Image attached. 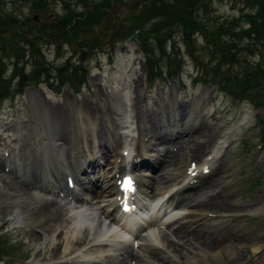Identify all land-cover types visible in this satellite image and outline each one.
Segmentation results:
<instances>
[{"label": "rangeland", "instance_id": "1", "mask_svg": "<svg viewBox=\"0 0 264 264\" xmlns=\"http://www.w3.org/2000/svg\"><path fill=\"white\" fill-rule=\"evenodd\" d=\"M82 1L0 0V61L5 62L7 66H11L15 58H9V56H14V49L21 48L16 53L23 55L22 63L26 72L34 70L37 54H41L40 56L51 66L63 65L69 59L72 63L82 62L90 72L88 84L82 88L78 95H74L67 85L60 88V90H56L55 87L49 89L48 86L41 84L36 87L32 85L26 88L23 94H16L14 97L3 101L0 105V183L3 181L9 185L11 180L8 176H12L4 165L8 163L7 160L9 156L11 157L13 150H16L19 146L21 151L24 148H29L28 152L31 154L29 156L30 164L35 167L41 164L44 165L40 154V146H37L34 142H38L39 136L37 138V135L41 133L40 129L46 132L49 126L55 128L58 123H62V120L59 121V117L62 119V115L66 116L69 111L68 98L82 105L83 110L81 111H84V115H89L88 112L94 110L95 116L102 125L96 129L97 136H100L104 135L106 131L105 111L110 109L111 102H123L122 96L125 85H129V97L130 99L133 98L130 104L132 106L137 101L141 108L140 115L144 116L145 120H153L150 129L160 134L177 129L173 128V125H168L166 131H164L165 127H159L161 120L158 119L159 115L166 111L165 102L163 101L171 100L172 103V95L171 97L168 96V93L171 94L172 82L170 81L167 84L168 86L164 88L162 95L158 93V85L151 90L145 81V72L142 69L143 55L137 51L139 43L133 40V42L128 43L123 39L127 38L128 28L133 26L137 20L142 31L147 32V38L155 39L164 32V30L157 31L160 28V18L152 15L153 4L151 3L156 0H109V6L102 3L104 0ZM164 1L171 3L174 0ZM197 1L191 0L189 5L186 6L192 12V18L203 25L210 26V29L213 30L220 25L232 28L235 24L234 21H239L240 25H245V15L254 12V7L251 4L256 0ZM98 4L100 7H97ZM145 6L149 7V9L147 8L149 11L148 16H144L143 7ZM95 7L96 9H94ZM183 8L184 6L181 9L182 11ZM75 14L77 15L75 16ZM131 16H133L132 19ZM137 16L139 18L135 19L134 17ZM90 18L95 21V24L91 23ZM64 21H66L65 25L62 24ZM229 21L233 22L229 23ZM54 22L60 23V27L62 30L64 28L65 34L57 33L56 29H51L50 26H53L51 24ZM81 23L84 24L81 26ZM120 26L123 29L120 30ZM177 27L179 29L173 30L169 43L175 45V49L183 61L181 78L185 85L181 88L178 83L180 89L176 94L178 103L175 104L173 111L188 114V116L184 115V118H191L193 124H196L197 127L199 125L201 128L205 127L202 131L198 132L200 128L194 133H190L193 136L191 137L193 139L192 146L197 147L199 143L206 141H209L207 142L209 144L212 140L220 137L226 139L227 144L222 150L219 160L217 159V163L221 164V172L230 171V175L233 177L232 199H235L239 209H243L242 212L227 213L225 215L214 211L210 212L212 220L224 217V225L230 232L228 235L232 239L228 235H226L228 237L227 241L220 239L219 236L216 237L219 240L216 238L211 239L213 249L211 248V255L206 259L212 264H235L251 254L252 249L247 246L249 240L262 238L264 241V212H255L254 215H250L247 212L253 211H248V208L245 209V207H257L264 201V101L261 102L264 94L260 93L262 89L247 92L237 87L239 99H236V97L219 93V90L214 87L205 86L206 83H193L195 76L200 78V75L207 71L206 69H209V73L211 70L212 73H219L220 69L216 63L223 64V60L220 54L216 56L218 61L212 62L211 58L209 59L208 54L205 53L203 35L200 33L192 38L193 44L189 48L183 41L180 24H177ZM216 34L218 33L216 32ZM68 38L69 40H67ZM118 39L121 41H118ZM6 43L7 46H5ZM242 59H248L251 65L250 70L258 69L255 64L256 62L264 64V49L259 50V48H256L252 55H244L241 57V61H243ZM237 64L238 62L233 66L224 65L223 68L224 71L228 72L227 76H229L231 88L236 87L235 85L239 80L237 75L243 67ZM8 69V73H10L11 68ZM127 76L129 78L125 79ZM198 80L200 79L195 81ZM205 90L207 93L202 96ZM28 93L36 96L39 104L47 113H43L42 117L46 122L48 121V124L43 127L39 123V130L36 128V120L34 122L35 117L31 116L27 110ZM191 104H193L192 107H190ZM190 113H192V116L189 115ZM150 114L151 116H149ZM192 117H195V119ZM139 119L137 120L139 121ZM38 121H42L41 117L38 118ZM74 121L77 125H81L80 119L75 117ZM183 122L181 121V123ZM239 122L240 124L237 125ZM181 123L178 124V128H181ZM83 125L86 127L84 119ZM59 126H57L58 129ZM156 126L159 128H156ZM197 133L198 135H196ZM87 137L89 138L90 134ZM191 145L188 148H191ZM114 153L116 154V152ZM156 158L159 159V155ZM181 159L180 156L176 155L173 160L180 162L179 167L185 168L187 165L186 155L182 154ZM103 172L102 176L104 175ZM159 174L161 175L162 172ZM216 176L218 174H215ZM20 186L24 187L25 184ZM217 198L221 199V197ZM29 203L31 206L36 207L34 212L45 209L46 215L50 219L52 218L53 224L57 225L59 229L64 227V222L56 219V209L61 210L64 214L63 205L60 202L45 206L46 208L43 206L44 201L40 202L32 199L29 200ZM40 205L41 207H39ZM11 206L8 203L0 202V252L2 247L7 248L5 251L3 250L5 254L1 255L0 253V264L37 263V260L41 261V257L43 258L44 252L40 249H37L36 252V248L29 245L27 236L31 232L36 236L40 233L30 226L21 225L22 227H19V225L14 224L15 214ZM225 211L227 212V210L223 212ZM218 212H220L219 209ZM239 213L240 215H238ZM65 217L64 215L63 218ZM22 228H24L23 233L21 232ZM176 237L181 238L180 236ZM237 244L241 245L237 246ZM175 245L180 246V243L175 241ZM232 245L235 246L236 251H234V257H229L225 250ZM203 253L206 252L203 251ZM214 254H219L221 259L216 260L217 262L213 260L211 256ZM35 255H37L36 258ZM125 257L126 255H113L103 258L99 263L114 264L115 262V264H118V261ZM129 261L128 259L127 262ZM202 262L201 264H205V261ZM251 262L264 264V253L257 254ZM129 263L132 264V261Z\"/></svg>", "mask_w": 264, "mask_h": 264}, {"label": "bare ground", "instance_id": "2", "mask_svg": "<svg viewBox=\"0 0 264 264\" xmlns=\"http://www.w3.org/2000/svg\"><path fill=\"white\" fill-rule=\"evenodd\" d=\"M127 78L129 77L127 76ZM129 89V85H125L122 96L123 102H111L112 105L110 109L105 111L104 120L107 127L106 129L113 132L109 140L103 137L98 138L95 130L102 125L95 116L94 110L88 112L89 115L85 118L88 131L91 134V139H87L83 122H80L81 125H77L74 121L75 117L81 121L84 114V111H81L83 110L81 108L82 105L70 98H68L70 107L68 113H66L67 115H62V119L59 117V121L62 120V123H58V125L61 126V128L58 129L59 131L56 129L52 131L54 130L53 127L49 126L45 132V130L40 129L38 125L40 123L45 127L48 124V121L46 122L42 117L43 113H47L39 104L36 96L34 94L30 95V110L31 113L35 115L37 123L36 128L41 131L38 135L40 139V154L42 155L44 165H40L41 168H37L29 163V156H31V154L28 152V147L22 149V151L20 146L16 150H13L6 164L10 166L9 174L13 177L8 176L11 180L9 185L1 181L0 202L12 205L11 207H13V213L15 214V217L13 216L15 218L14 224L19 225V227H22L21 225L30 226L37 229V232L39 231L40 234L38 236L32 234V232L27 236L29 245L36 248V252L38 251L37 249L43 250L44 252L41 261L37 260V263L33 264H100L99 262L103 258H107L106 256L114 254L112 253L113 251L108 250L109 248H118L122 244L126 245V247L121 250H129L126 251L127 256L119 260L118 264H128L130 261L135 264H201L196 257L192 256L193 253L200 254L202 256L201 261H203V258H206V255L213 247L210 240L214 239L211 238L210 234L215 228L220 227L218 226L219 223L223 222L210 221L207 218V211H205V208L222 210L220 212L227 210L228 213L233 214L235 212H242L243 209L238 208L235 199H232L233 196L230 195L229 184L232 182L230 171L223 172V174L215 180V186L211 185V183L206 189L205 194H207L209 189L211 194H209V197H203L201 202L197 204L198 206H203V208L198 206L191 208L192 203L189 202L185 204L184 208L179 207L183 200H180L181 195L177 196V191L186 186L190 179H199L193 186V188L196 189L197 184L204 181L201 177L206 178L205 176L210 175L214 166L209 167L207 165L210 161L216 160L219 156L221 149L226 144V139L224 137H221L213 145H210L212 141L209 144L207 142H201L202 151L205 153L210 149L208 152L210 156H206L205 159L202 158L200 161H198V153L201 149L199 147H191L192 151L189 152V157L191 158V162L196 158L197 166L193 168L194 172H198L196 177L191 178L190 176H185V171L179 167L165 168V170H163L165 171L164 174L159 176L157 180L148 177L144 178L139 173H132L134 176V186L138 187L137 193H132V185L124 189L126 179L122 177L116 178V176H121L129 172L127 170L123 171L119 167L121 165H126L129 158L133 161L138 157L135 155L139 154L141 144L144 148L148 147L143 142L144 136H142V127L137 120L140 118L142 121L139 112L141 108L137 101L131 106L130 101L133 98L130 99L129 97ZM84 107L89 108L86 106ZM172 116L175 117L173 128L180 130L176 131L173 129L167 132L165 127L164 131H166V133H164V135H162V133L159 134L160 136L151 134L150 138H155L156 142H159V140L160 142H164V140H166L171 143L177 137H183V135H181L182 133H187L186 135H188L191 133V130L197 127L196 124H193L191 118H184L183 114L175 113ZM40 117L42 121H38ZM150 121H147L148 126L152 123ZM181 121L184 122L181 123ZM180 123L181 128H178V124ZM49 129L50 131H48ZM135 131H137L136 137L134 135ZM168 133L176 135L169 136ZM146 136L149 135L146 134ZM112 139L113 141H110ZM135 140L138 142L137 147L135 149L130 148L128 143L134 142ZM107 142L109 146L119 145L118 155L116 156L114 153L112 160L111 158L107 159L108 156L101 153V148L104 147ZM186 142L184 147L181 146L179 148L180 151L188 149L193 143V139H188ZM124 151L126 152L123 155ZM21 152L24 153L21 154ZM172 158L173 155L171 156V159ZM141 159L143 160L142 164L147 165L145 158L143 157ZM160 159V156L158 160L156 158L158 164ZM93 160H97L98 163L105 162V160H107L108 163L112 161L107 166L110 169L108 173L111 174H104L102 176V168L93 167L92 163H90V161ZM87 166L89 169L85 171ZM207 167H209V169ZM92 169L93 172L91 174ZM150 169L152 170V168ZM216 170L217 167L214 171ZM34 172H36L37 175H34ZM38 174L42 176L41 179V176ZM69 176L76 179L77 184L67 189V187L62 184L66 182L65 177L67 178ZM14 179L16 181H12ZM18 180L27 183V186L21 187ZM65 188L67 189L66 193L64 192V190H66ZM216 188L219 189V195L225 196V198L219 200L220 202L215 199V194H212ZM59 192L65 193V199L68 200L67 205L65 206L64 204L65 218H63L64 214L62 211L56 209V219L64 222V227L60 229L57 225L53 224L52 218L50 219L46 215L45 209H39L37 210L38 212H34L36 207L31 206L29 203V200L33 199L40 202L44 201V207L50 206L52 203L54 204V201L51 200L52 196H56L54 194H58ZM131 198H134L136 206L130 202ZM124 199L126 200L124 205L128 206V214H123L120 209L121 202ZM146 202L150 203L146 204ZM166 204L168 207L167 210H164ZM39 207H41V205ZM246 208L253 212H264V201L257 207H245V209ZM133 209L143 210L135 213ZM162 213L163 215H161ZM169 214H172V216L169 217ZM166 215L168 216L162 218ZM171 220H174L172 225L167 224L166 229L158 231L157 234L139 237L138 239L133 238L137 235V230L143 228L148 222H157L161 223L160 225H164ZM123 221H125L126 224H122ZM171 226H178L177 228L180 230L196 229L202 232L201 235L192 236V234H189L182 238L184 248L191 251V253L185 254L186 256L191 255L188 259H184L178 254V245L173 247L172 241H174V235L170 231V229H172ZM24 228L21 229L22 233ZM124 232H129V235H125ZM168 233H170L169 237ZM131 239L134 240L131 243H127ZM261 239L262 238H256L255 240H251L247 242V246L251 248L252 250H250L253 252L261 251L264 249V241ZM134 243H139L136 245V251L132 248ZM240 245L241 244H237V246ZM203 251H205L206 254H204ZM225 251L228 253V256H233L235 254L234 251H236L235 246L232 245ZM105 252L107 253L105 254ZM36 256L37 255L34 257L36 258ZM217 258H220L219 254H214L213 259ZM128 259L130 260L129 262H127ZM206 263L210 264L208 261H206Z\"/></svg>", "mask_w": 264, "mask_h": 264}, {"label": "trees", "instance_id": "3", "mask_svg": "<svg viewBox=\"0 0 264 264\" xmlns=\"http://www.w3.org/2000/svg\"><path fill=\"white\" fill-rule=\"evenodd\" d=\"M108 1L109 0H104L102 3L109 6ZM82 2H84V0ZM190 2L191 0H174L171 3H167V1L156 0L151 3L153 4L152 15L156 18H160V28H158L157 31L164 30V32L155 39L147 38L148 34L142 31L141 25H138V20L133 26L128 28L126 32L127 36L133 35L135 40L139 43V48L147 56L149 79L161 77L162 72L165 70L168 76L178 75L181 67L179 53L175 49L174 44L172 45V51L168 53L166 45L167 41L172 37L173 30L178 28L177 24H180L183 41L189 48H191L193 44L192 35L200 33L203 35L205 53L208 54L209 59L211 58L212 62L215 60L218 61L216 56L220 54L223 60V64L220 62L216 63L220 69L219 73H212V70L209 73V69L203 72L204 82H212L221 90H225L234 96H238L237 87L247 92L255 89H262L260 93L264 94V65L257 64L256 66L258 69L255 68L250 70L251 65L248 59H242L243 61H241V57L244 55H252L256 48L264 49V0H256L251 4L254 7V12L245 15V25H240L239 21L233 20L235 24L232 28L220 25L213 30L210 29V26L203 25L192 18V12L189 11V7H186ZM183 6L184 8L182 11L181 9ZM97 7H100L99 4ZM147 8L149 9L148 6L143 7L144 16L149 15ZM94 9H96V7ZM85 12L87 13V11ZM76 15L77 14H75V16ZM132 18L133 16H131V19ZM134 18L138 19L139 16ZM90 21L95 24L92 18H90ZM233 21H229V23ZM62 24L65 25L66 21ZM82 24L84 23H81V26ZM159 24H157V26H159ZM51 25H53L50 26L51 29H56L57 33L65 34L64 28L63 30L61 29L59 22H54ZM119 29L121 30L123 27L120 26ZM135 31H138L137 35L134 34ZM216 32L218 34H216ZM67 40H69V38ZM5 46H7V43ZM20 49H14V56L8 55L9 58H15L11 66H7L5 62L0 61V103L14 97L16 94L23 93L24 89L31 85L37 86L45 84L50 89L55 87L56 90H60L62 86L68 85L72 91L78 93L86 83L88 75L86 66L83 65L82 62L72 63L70 59L63 65L51 66L50 63L45 62L44 58L40 56L41 54H37L34 62V70L26 72L22 63L24 57H22L23 55L21 54H17ZM198 60L195 61L197 62ZM237 62V65L243 67H241V72L237 75L239 80L235 85L236 87L231 88L229 85V76H227L228 72L224 71L223 68L225 67L224 65L233 66ZM8 68H11L10 73H8ZM263 99H260L261 102L264 101ZM6 249L5 247L1 248V255L5 254L4 251Z\"/></svg>", "mask_w": 264, "mask_h": 264}]
</instances>
